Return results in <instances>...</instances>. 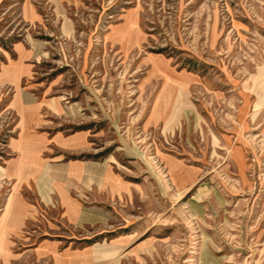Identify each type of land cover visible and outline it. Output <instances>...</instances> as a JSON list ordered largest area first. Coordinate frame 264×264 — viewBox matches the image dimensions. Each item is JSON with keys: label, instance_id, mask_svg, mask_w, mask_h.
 Masks as SVG:
<instances>
[{"label": "rangeland", "instance_id": "rangeland-1", "mask_svg": "<svg viewBox=\"0 0 264 264\" xmlns=\"http://www.w3.org/2000/svg\"><path fill=\"white\" fill-rule=\"evenodd\" d=\"M0 264H264V0H0Z\"/></svg>", "mask_w": 264, "mask_h": 264}, {"label": "crops", "instance_id": "crops-1", "mask_svg": "<svg viewBox=\"0 0 264 264\" xmlns=\"http://www.w3.org/2000/svg\"><path fill=\"white\" fill-rule=\"evenodd\" d=\"M60 190H61V191H60ZM58 192H59L58 194L66 196V195H65V190H64L63 188L59 189ZM67 205H68L69 207L71 206L69 203H67ZM70 209H71V207H70Z\"/></svg>", "mask_w": 264, "mask_h": 264}]
</instances>
